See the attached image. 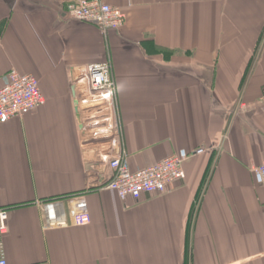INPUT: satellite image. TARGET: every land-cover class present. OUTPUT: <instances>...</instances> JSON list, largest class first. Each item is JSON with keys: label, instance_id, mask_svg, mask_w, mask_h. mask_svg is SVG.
<instances>
[{"label": "crops", "instance_id": "0c3cea01", "mask_svg": "<svg viewBox=\"0 0 264 264\" xmlns=\"http://www.w3.org/2000/svg\"><path fill=\"white\" fill-rule=\"evenodd\" d=\"M76 1L0 0V88L15 69L45 99L0 124L6 263L264 264V0H101L126 13L105 34L68 16ZM106 62L109 102L86 75ZM199 147L163 194L103 189L119 151L135 171Z\"/></svg>", "mask_w": 264, "mask_h": 264}, {"label": "built area", "instance_id": "2783aa9c", "mask_svg": "<svg viewBox=\"0 0 264 264\" xmlns=\"http://www.w3.org/2000/svg\"><path fill=\"white\" fill-rule=\"evenodd\" d=\"M66 11L71 19L91 24L104 34L121 28L126 22L123 9L105 4L101 0H78L68 4ZM86 75L93 97L101 96L107 102L113 100L115 86L109 63L88 65ZM44 102L38 78L12 69L7 73L5 83L0 88V124L22 118L41 107ZM203 153L202 147L191 151L181 149L151 167L131 171L126 153L119 151L108 160L111 178L103 189L115 192L121 201L132 199L138 202L143 195L163 194L169 185L185 179L183 164ZM252 174L256 185L264 187V162L254 167ZM73 202L75 207L71 211L70 225H88L90 216L85 200L79 198ZM41 205L47 219L52 218L58 211V203ZM7 234L8 209L0 208V264H7L3 242Z\"/></svg>", "mask_w": 264, "mask_h": 264}]
</instances>
